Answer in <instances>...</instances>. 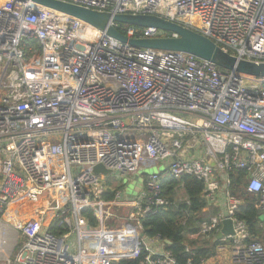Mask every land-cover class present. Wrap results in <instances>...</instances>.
Here are the masks:
<instances>
[{"label":"built area","instance_id":"obj_1","mask_svg":"<svg viewBox=\"0 0 264 264\" xmlns=\"http://www.w3.org/2000/svg\"><path fill=\"white\" fill-rule=\"evenodd\" d=\"M67 1L158 15L238 58L264 61V0ZM123 25L129 38L178 37ZM161 163L140 192L121 189L119 174ZM97 164L111 173H94ZM234 170L245 171L264 215V77L186 52L137 48L60 11L0 0V252L7 234L19 235L5 264H179L160 235L145 233L144 220L173 208L187 225L197 213L183 184L173 200L163 182L188 175L203 182L207 204L220 193L225 199L190 237L217 241L218 254L232 249L236 264H264V244L252 239L238 216L242 199L228 188ZM122 207L131 208V223L108 227ZM226 218L234 233L218 239ZM73 236L76 249L66 245ZM186 250L185 264H212Z\"/></svg>","mask_w":264,"mask_h":264},{"label":"water","instance_id":"obj_2","mask_svg":"<svg viewBox=\"0 0 264 264\" xmlns=\"http://www.w3.org/2000/svg\"><path fill=\"white\" fill-rule=\"evenodd\" d=\"M30 1L44 7H48L62 13L74 16L85 23L98 28L106 35L114 37L124 43L137 48L180 51L193 54L201 59L211 61L218 67L234 73H243L254 77H264V61L248 60L238 58L213 42L210 38L201 33L185 27L179 23L167 20L154 14H111L105 11H98L67 0H14ZM113 23L129 24L136 27H154L166 32H174L178 37H154V38H129L123 34ZM94 173L108 175L111 170L102 164L94 167ZM222 230L217 235L218 239L224 235L233 234L234 227L230 218L222 223ZM165 243L171 241L165 239Z\"/></svg>","mask_w":264,"mask_h":264},{"label":"trees","instance_id":"obj_3","mask_svg":"<svg viewBox=\"0 0 264 264\" xmlns=\"http://www.w3.org/2000/svg\"><path fill=\"white\" fill-rule=\"evenodd\" d=\"M124 27L125 25L121 24L118 29L121 32H125ZM229 180V190L232 194L242 199V205L238 211V216L247 221L249 229L253 234L252 239H256V235L259 236L264 233V228L259 227L261 212L256 208L257 196L247 191L246 173L244 170H234L230 172ZM179 184H183V189L185 191L184 195L191 201V206H189V208L194 213H199L205 205L202 195L204 192L203 182L189 175L182 177L180 180L167 177L163 182L164 194L174 200L176 196V187ZM105 197L109 196L106 195ZM180 207L185 210L188 209L185 202H180ZM181 213V211L178 212L170 208L160 209L157 212L149 214L144 220L145 233L150 237L160 235L163 240H170L171 244L165 243V248L174 254L179 264H185L187 259L191 256L186 250L187 246L195 251L196 262L214 255L215 246L218 242L211 244L206 243V240H204L203 244H198L197 241H200V236H198L199 238L190 239L191 234L198 232L199 228L197 223L198 220H200V216H198V214L191 215L187 225H182L180 220ZM88 216L90 221L95 223V219H93L91 213H89ZM51 230L56 234L64 231L62 228H58L55 225H51Z\"/></svg>","mask_w":264,"mask_h":264},{"label":"rangeland","instance_id":"obj_4","mask_svg":"<svg viewBox=\"0 0 264 264\" xmlns=\"http://www.w3.org/2000/svg\"><path fill=\"white\" fill-rule=\"evenodd\" d=\"M165 168V164L161 163L158 165H153V166H144L139 169L138 172L136 173H130L127 175H120L119 177L121 181L123 182V186L121 189L126 192V195H135L136 192H140L141 188L144 185L145 178L147 174L149 175L150 173L153 172H158V171H163ZM110 183H113L114 177L109 176ZM177 195H183L181 191H177ZM131 208L129 207H122L121 211H119V218L112 224H109L108 227H122L123 225L130 224L131 221L129 220V211ZM6 240H5V246L3 248L4 251L0 252V264H5V256L10 255L12 251H14V244L17 241L19 235L17 232L12 231L9 234L6 235ZM199 238L197 237H191L190 239H195ZM200 241H197L198 244H203L205 238L200 237ZM70 243H73V248H77V238L76 236H73L72 238H69L66 240V245L69 246ZM76 243V245H75ZM161 243V242H160ZM193 247L192 245H190ZM17 251V250H16ZM15 251V252H16Z\"/></svg>","mask_w":264,"mask_h":264},{"label":"crops","instance_id":"obj_5","mask_svg":"<svg viewBox=\"0 0 264 264\" xmlns=\"http://www.w3.org/2000/svg\"><path fill=\"white\" fill-rule=\"evenodd\" d=\"M194 151H196V149ZM107 182L110 183V180H107ZM181 189L182 188L179 187L178 191ZM106 195L109 196L107 198H112L114 196V193L108 192L105 194V196ZM204 203H205V205L202 208V210L199 213H197L198 216H200V218L209 217L211 215H214V214L222 211L224 209V206H225V199L223 197V194L220 193L218 196V199L215 202H213L211 204H207L204 200ZM259 227L264 228V215L262 213H261L260 218H259ZM254 237H255V235H254ZM256 240H258L264 244V233L262 235H259V236L256 235ZM215 242H217V241H214L213 239H206V243L213 244ZM207 259L212 264H236L232 260V249L227 250L222 254H218L215 251V254L212 255L211 257L207 258Z\"/></svg>","mask_w":264,"mask_h":264}]
</instances>
